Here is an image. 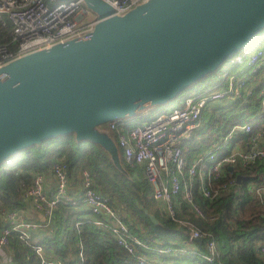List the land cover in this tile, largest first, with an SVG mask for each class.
Wrapping results in <instances>:
<instances>
[{
    "label": "built area",
    "instance_id": "obj_1",
    "mask_svg": "<svg viewBox=\"0 0 264 264\" xmlns=\"http://www.w3.org/2000/svg\"><path fill=\"white\" fill-rule=\"evenodd\" d=\"M108 1L116 11L123 12L143 0ZM88 13L89 7L83 0H0V64L38 47L83 34L93 27L96 20V15ZM249 48L250 44L229 57V63L223 69L226 83L211 84L200 92L186 96L169 110L156 113L144 110L133 116L115 117L109 121L125 162L129 166L140 167L142 174L136 173V176H143L152 186V208L161 213L160 217L157 216V222L164 223L165 219H170L184 234L172 238L169 243L160 244L154 235L144 238L133 232L126 219L115 210L109 197L95 187L91 170L81 168L83 190H80L92 213L87 219L110 228L128 251L136 252L138 243L146 249L170 255L198 253L209 261L222 254L220 238L213 230H205L199 222L201 218L212 221L220 213L205 212L198 194L216 198L232 188L238 190L245 180L238 181L239 168L247 166L250 161L264 160L263 128L253 132L247 144L238 135L242 131L252 130L253 123L259 118L257 115H262L263 109L251 114L247 121L228 126L205 149L188 154L186 148L195 138V128L204 123V108L210 100H234L243 92H252V84L248 83L247 77L264 68V45H258L249 53L247 65H254L253 70L244 73L242 70H232ZM258 96L264 108V89ZM68 165L66 159L58 157L48 170H32L33 180L23 186L21 192L27 204L0 209L2 262L14 257L11 247L15 233L39 254L40 264H85L82 239L80 257L74 262L69 257L48 253L44 243L34 239L36 232L54 224L60 200L74 204L78 202L72 193L74 190ZM48 173L52 175V181L46 178ZM246 188L256 193L264 204V180H248ZM82 220L79 219L77 225ZM194 240L203 241V245L199 246ZM258 246L264 251V240ZM137 257L155 264L161 261L159 256L151 257L143 251H138ZM182 263L189 264L188 261Z\"/></svg>",
    "mask_w": 264,
    "mask_h": 264
},
{
    "label": "water",
    "instance_id": "obj_2",
    "mask_svg": "<svg viewBox=\"0 0 264 264\" xmlns=\"http://www.w3.org/2000/svg\"><path fill=\"white\" fill-rule=\"evenodd\" d=\"M83 1L96 11L93 27L0 64V165L73 132L129 174L109 121L170 103L264 28V0H143L123 12Z\"/></svg>",
    "mask_w": 264,
    "mask_h": 264
},
{
    "label": "trees",
    "instance_id": "obj_3",
    "mask_svg": "<svg viewBox=\"0 0 264 264\" xmlns=\"http://www.w3.org/2000/svg\"><path fill=\"white\" fill-rule=\"evenodd\" d=\"M225 67L222 66L208 74L204 80L189 86L179 94L180 102L186 96L200 92L211 84L226 83V79H223ZM259 73L256 72V75L258 76ZM253 74L249 76L252 84L251 93L243 92L234 100L214 99L208 102L204 114L209 113L210 118L195 128V138L186 148L188 154L209 146L219 137V133L226 131L228 126L247 121L251 114L261 109L263 113L257 115L259 118L253 123L252 130L242 131L238 135L242 142L247 144L253 132L264 129V108L258 96L264 89V76L257 78L255 73ZM203 81H207L208 84L203 86ZM254 105L256 107H253ZM161 108L162 105H157L151 112L154 113L155 110L156 113ZM58 157L67 160L72 177L71 183L75 178L79 179L80 183L78 190L72 192L78 202L74 204L72 201L60 200L56 208L54 224L45 226L34 234V239L43 242L48 253L69 257L74 262L80 257V239H82L83 252L86 256L85 264H155L139 260L138 251L150 254L151 257L159 256L161 261L156 264H183L184 261H188L189 264H264V251L258 246L259 242L264 240V204L259 201L256 193L246 188L248 180H264V160L250 161L247 166L239 168L247 177L238 190L232 188L216 198H209L198 192L200 193L198 198L205 212L220 213L212 221L203 218L199 220L205 230H213L221 240L222 254L215 260L209 261L198 253L180 252L170 255L146 249L138 243H136V252H130L118 241L116 234L110 228L87 219L92 213L82 196L80 170L83 167L91 170L95 187L109 197L115 210L126 219L133 232L144 238L154 235L160 244L169 243L172 238L184 235L170 219H165L164 223L153 222L150 212L156 213L158 217L161 213L152 208L150 183L143 176H136V173L142 174L140 167L129 166L124 161L129 174L123 172L114 164L109 152L99 142L84 138L76 139L73 132L58 134L39 144L23 148L2 162L0 209L26 205L27 201L21 192L23 186L32 182V170H48ZM79 219L83 220L77 225ZM12 236L11 250L14 257L4 262L0 259V264H40V256L32 246L22 242L15 233ZM194 242L199 246L203 245V241L194 240Z\"/></svg>",
    "mask_w": 264,
    "mask_h": 264
},
{
    "label": "rangeland",
    "instance_id": "obj_4",
    "mask_svg": "<svg viewBox=\"0 0 264 264\" xmlns=\"http://www.w3.org/2000/svg\"><path fill=\"white\" fill-rule=\"evenodd\" d=\"M88 14L89 15H96V11L94 9L89 8V13ZM263 33H264V29L261 30L257 35H255L251 39L250 48L246 51L245 56L242 57V60L232 67L233 71L242 70V72L243 71L249 72V71L253 70L254 65H247L248 61H249V59H248L249 58V53L252 52L258 45H264V35H263ZM251 46H253V47H251ZM228 63H229V58L226 60V62L223 65V67L226 66V64H228ZM263 73H264V68L262 69V71L259 73L258 76L255 73V77H257V78L263 77L264 76V75L262 76ZM250 75H254V74L251 73V74H249V76ZM247 78H248V83H249L250 82V78L249 77H247ZM207 84H208L207 81H203L202 82L203 86H205ZM180 101H181V98H179V97L174 98V100L171 101L170 103L163 104L162 108L160 109V111L161 110H169L173 105H178L180 103ZM253 107H256V105H254ZM154 113H155V110H154ZM203 117H204V120L208 121L209 118H210L209 117V113H205L203 115ZM101 126H104V127L108 128L110 130V128L105 123L101 124ZM206 147H208V146H206ZM206 147H204L202 149H205ZM202 149H199V150H202ZM134 170H135V168H134Z\"/></svg>",
    "mask_w": 264,
    "mask_h": 264
},
{
    "label": "crops",
    "instance_id": "obj_5",
    "mask_svg": "<svg viewBox=\"0 0 264 264\" xmlns=\"http://www.w3.org/2000/svg\"><path fill=\"white\" fill-rule=\"evenodd\" d=\"M46 178L49 179V181L53 180L52 175L49 173L46 175ZM79 183H80L79 179H76V178L73 179V182L71 184V186L73 187V190H76V191L78 190Z\"/></svg>",
    "mask_w": 264,
    "mask_h": 264
}]
</instances>
